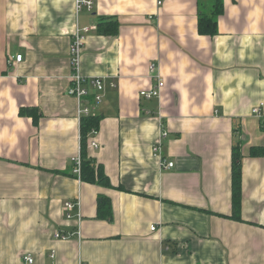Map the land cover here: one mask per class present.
Masks as SVG:
<instances>
[{"label": "crops", "instance_id": "0c3cea01", "mask_svg": "<svg viewBox=\"0 0 264 264\" xmlns=\"http://www.w3.org/2000/svg\"><path fill=\"white\" fill-rule=\"evenodd\" d=\"M222 1L209 35L199 15L217 0H95L91 11L75 0H0V264H264V156L250 155L264 146V108L252 112L264 104V0ZM103 18L118 21L116 34L101 32ZM85 26L82 73L105 85L86 151L111 188L74 173L82 134L67 93L70 48ZM152 62L165 86L146 98L140 91L159 80ZM234 144L241 219L230 217ZM99 194L112 201L110 221L97 216ZM75 199L81 237L56 238L77 230L64 211Z\"/></svg>", "mask_w": 264, "mask_h": 264}, {"label": "built area", "instance_id": "2783aa9c", "mask_svg": "<svg viewBox=\"0 0 264 264\" xmlns=\"http://www.w3.org/2000/svg\"><path fill=\"white\" fill-rule=\"evenodd\" d=\"M160 3V2H159ZM75 5L77 11L86 8L91 11L94 9L95 0H75ZM92 29V26L85 27H77L73 36H72V44L70 48V62L72 67V73L70 76V86L67 89V93L70 96L75 97L80 103V107L78 110V116L82 118L83 116L92 115L94 113V108L98 105L104 97V78L101 76H86L82 73L81 70V56L84 48V40L85 34ZM16 61L21 62L23 59L22 54L16 55ZM150 73L154 76L158 77V84L146 90H141L140 95L146 98H153L158 96L165 86V81L156 73V63H151ZM261 104L253 108V114L257 116H261L263 114V106ZM98 130H92V134H96ZM90 145L93 147H98V143L93 139L90 142ZM153 153L155 156H158L161 160L160 165L163 169L169 170L174 167L173 161H168L166 158L162 156V146L161 143H157L154 145ZM74 162V173L81 175V165H82V156L78 154L73 158ZM80 178V177H79ZM64 211L67 218L72 219L75 218L77 220V230L76 232H60L57 231L55 234L56 238L61 239H69L73 234L77 235L79 238L81 237V222L83 220V213L81 208V201L79 199L75 200H67L64 203ZM152 229H155V225L152 226ZM26 260L30 263L34 261L33 257L29 254L26 256Z\"/></svg>", "mask_w": 264, "mask_h": 264}, {"label": "trees", "instance_id": "16d2710c", "mask_svg": "<svg viewBox=\"0 0 264 264\" xmlns=\"http://www.w3.org/2000/svg\"><path fill=\"white\" fill-rule=\"evenodd\" d=\"M224 11V4L222 0H217L213 5L211 13L202 11L199 15V32L201 34L214 35L217 33L218 17ZM98 28L105 34H116L118 31V21L114 18H103L98 23ZM22 113L30 114L33 119L39 117V109L33 107L22 108ZM100 116L92 114L83 116L81 118V151L82 165L81 175L79 176L82 181L96 184L102 187H112V183L108 175L105 173L104 167L98 163L94 158L88 156L87 138L92 130L99 129ZM250 155L252 157H263L264 146H251ZM242 150L240 144H234L232 150V214L230 217L233 219H241V206L243 199L242 189ZM97 216L101 219L112 220L113 210L112 201L110 197L99 194L97 198Z\"/></svg>", "mask_w": 264, "mask_h": 264}, {"label": "rangeland", "instance_id": "374dc122", "mask_svg": "<svg viewBox=\"0 0 264 264\" xmlns=\"http://www.w3.org/2000/svg\"><path fill=\"white\" fill-rule=\"evenodd\" d=\"M67 218V217H66ZM69 219V218H68ZM72 219H74L75 220V218H72Z\"/></svg>", "mask_w": 264, "mask_h": 264}]
</instances>
